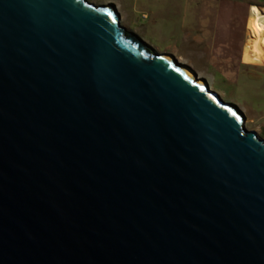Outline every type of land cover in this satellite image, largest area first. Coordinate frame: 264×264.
Here are the masks:
<instances>
[{"label":"water","instance_id":"obj_1","mask_svg":"<svg viewBox=\"0 0 264 264\" xmlns=\"http://www.w3.org/2000/svg\"><path fill=\"white\" fill-rule=\"evenodd\" d=\"M112 6L0 0V264H264V139Z\"/></svg>","mask_w":264,"mask_h":264},{"label":"rangeland","instance_id":"obj_2","mask_svg":"<svg viewBox=\"0 0 264 264\" xmlns=\"http://www.w3.org/2000/svg\"><path fill=\"white\" fill-rule=\"evenodd\" d=\"M87 1L98 6L114 7L120 15L122 27L128 33L140 38L154 53L171 54L179 64L191 68L198 79L204 81L210 91L214 92L223 102L235 106L244 115L246 129L255 131L259 137L264 139V69H262L264 66L244 62L246 69L255 67L257 70L256 75H253L251 79L237 76L235 73L223 74L213 66L218 61L224 62L223 59H217L220 55L219 50L185 47L181 43L183 34L185 32L197 34L200 30L194 25L191 10L184 15V12L174 11L170 8L166 13H163L164 18H160V23L157 25L152 24L153 17L145 20L141 13H137V11L134 13L132 0ZM205 21L207 24L209 20ZM158 28L163 32H160ZM246 57L244 54L245 60ZM223 68L221 66L220 70Z\"/></svg>","mask_w":264,"mask_h":264},{"label":"crops","instance_id":"obj_3","mask_svg":"<svg viewBox=\"0 0 264 264\" xmlns=\"http://www.w3.org/2000/svg\"><path fill=\"white\" fill-rule=\"evenodd\" d=\"M170 8L184 12V15L191 10L194 25L200 28L197 34H183L181 43L185 47L219 50L217 59L224 62L218 61L213 66L223 74L235 73L249 79L256 75V68L246 69L244 62L252 64L246 51L252 11L254 8L264 9V0H132V11L141 13L145 20L153 17L152 24L158 25L159 19L164 18L163 13ZM205 20H209L207 24ZM158 30L163 32L160 28ZM244 54L248 55L246 60ZM221 66L223 70H220Z\"/></svg>","mask_w":264,"mask_h":264},{"label":"bare ground","instance_id":"obj_4","mask_svg":"<svg viewBox=\"0 0 264 264\" xmlns=\"http://www.w3.org/2000/svg\"><path fill=\"white\" fill-rule=\"evenodd\" d=\"M251 23L247 46L249 62L255 65L264 64V9H253Z\"/></svg>","mask_w":264,"mask_h":264}]
</instances>
